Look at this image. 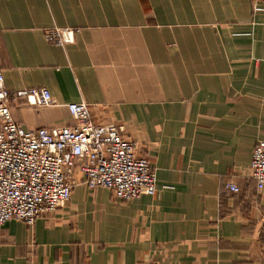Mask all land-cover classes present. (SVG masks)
<instances>
[{
    "label": "crops",
    "instance_id": "crops-1",
    "mask_svg": "<svg viewBox=\"0 0 264 264\" xmlns=\"http://www.w3.org/2000/svg\"><path fill=\"white\" fill-rule=\"evenodd\" d=\"M0 71L9 91L55 102H12L24 129L72 126L68 105L86 103L124 127L158 187L119 201L81 181L33 228L5 225L0 264H264L249 168L264 141L259 0H0Z\"/></svg>",
    "mask_w": 264,
    "mask_h": 264
},
{
    "label": "built area",
    "instance_id": "built-area-1",
    "mask_svg": "<svg viewBox=\"0 0 264 264\" xmlns=\"http://www.w3.org/2000/svg\"><path fill=\"white\" fill-rule=\"evenodd\" d=\"M68 34L52 29L46 38L63 45ZM19 99L39 107L55 105L45 88L9 91L0 71V236L9 222L33 228L65 207L81 181L92 191H109L119 201L155 195L153 167L138 154L136 143L124 137L122 125L96 123L89 105L71 103L68 112L74 125L26 130L11 111V103ZM249 168L257 188L263 190L264 141L255 146ZM227 189L240 191L234 183Z\"/></svg>",
    "mask_w": 264,
    "mask_h": 264
}]
</instances>
